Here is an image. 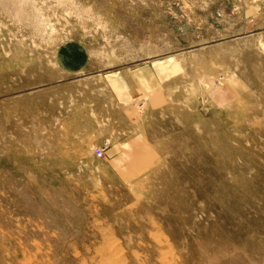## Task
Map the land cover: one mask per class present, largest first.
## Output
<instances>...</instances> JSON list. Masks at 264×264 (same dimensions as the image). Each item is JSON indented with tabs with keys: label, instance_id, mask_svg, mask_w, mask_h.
<instances>
[{
	"label": "rangeland",
	"instance_id": "1",
	"mask_svg": "<svg viewBox=\"0 0 264 264\" xmlns=\"http://www.w3.org/2000/svg\"><path fill=\"white\" fill-rule=\"evenodd\" d=\"M171 56L112 104L107 74ZM0 264H264V0H0Z\"/></svg>",
	"mask_w": 264,
	"mask_h": 264
},
{
	"label": "crops",
	"instance_id": "2",
	"mask_svg": "<svg viewBox=\"0 0 264 264\" xmlns=\"http://www.w3.org/2000/svg\"><path fill=\"white\" fill-rule=\"evenodd\" d=\"M182 70V64L176 57H165L145 62L134 67L122 68L107 74L106 85L112 104L124 109L137 102L147 103L165 93L167 87L176 80ZM173 85V84H171ZM112 118L117 122L115 126V143L107 147L104 154L108 155L115 163L126 161V153L134 146L142 144L143 135L136 133L126 135L130 130L132 120L120 112ZM147 137V136H144Z\"/></svg>",
	"mask_w": 264,
	"mask_h": 264
},
{
	"label": "built area",
	"instance_id": "3",
	"mask_svg": "<svg viewBox=\"0 0 264 264\" xmlns=\"http://www.w3.org/2000/svg\"><path fill=\"white\" fill-rule=\"evenodd\" d=\"M108 147V142H103L101 145L95 148V153L97 156L102 157L104 155L105 149Z\"/></svg>",
	"mask_w": 264,
	"mask_h": 264
}]
</instances>
